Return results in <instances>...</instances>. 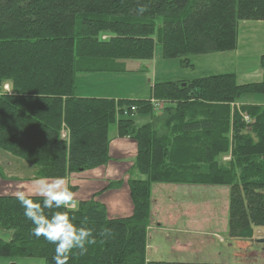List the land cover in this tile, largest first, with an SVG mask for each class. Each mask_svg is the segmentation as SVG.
I'll use <instances>...</instances> for the list:
<instances>
[{"label": "trees", "instance_id": "obj_1", "mask_svg": "<svg viewBox=\"0 0 264 264\" xmlns=\"http://www.w3.org/2000/svg\"><path fill=\"white\" fill-rule=\"evenodd\" d=\"M241 22H264V0H0V151L36 169L31 180L69 179L117 160L111 128L134 144L126 158L130 212L108 216L102 202L79 200L69 215L97 242L68 264H210L146 257L153 184L226 186L231 234L260 229L264 238V103L238 101L262 97L264 78L162 81L147 99L78 95L75 84L80 72L151 60L156 41L166 58L231 50ZM259 60L264 67V54ZM33 228L14 195L0 194V256L54 264L55 245ZM104 228L114 235L101 243Z\"/></svg>", "mask_w": 264, "mask_h": 264}, {"label": "rangeland", "instance_id": "obj_2", "mask_svg": "<svg viewBox=\"0 0 264 264\" xmlns=\"http://www.w3.org/2000/svg\"><path fill=\"white\" fill-rule=\"evenodd\" d=\"M251 23L255 22L238 24L236 46L222 52L166 58L162 56L160 44L156 41L154 56L149 61L127 59L124 70L77 73L76 93L147 99L151 96L154 83L190 80L219 73H233L239 84L261 81L264 67L258 64V28H249ZM252 95L240 96L239 103L258 102V98ZM126 158L124 155L121 161L126 162ZM121 167L127 168L119 164L120 170ZM35 170L25 161L0 151V171L4 177L0 179V194H13L20 185H30ZM86 171L67 179L69 186H74L71 191L77 193L78 201L92 198L102 202L108 216H123L130 212L126 204L123 205L120 192H117L119 196L116 193L117 189L128 190L126 180L130 173L125 171L113 179L102 177V168L94 174L93 171ZM117 180L121 181L119 188H105L108 182ZM228 194V187L226 192L224 187L215 185L153 184L146 257L149 260L182 263L264 264V243L255 241L262 237L260 230L257 229L253 235L248 232L247 237L231 234ZM119 201L120 205H117ZM5 234L7 232H3L7 237ZM0 264L44 263L39 258L0 256Z\"/></svg>", "mask_w": 264, "mask_h": 264}, {"label": "clouds", "instance_id": "obj_3", "mask_svg": "<svg viewBox=\"0 0 264 264\" xmlns=\"http://www.w3.org/2000/svg\"><path fill=\"white\" fill-rule=\"evenodd\" d=\"M146 11L144 6L136 9L137 14L141 15ZM13 195L23 207L24 216L34 225L30 234L37 239L43 237L45 241L55 245L54 264H68L74 251L83 256L87 252L86 246L97 242L92 229L86 226L77 227L73 223L74 217L69 215V211L78 209V200L77 193L70 190L66 178H34L30 185H20ZM36 198L42 204L34 202ZM58 209L68 211H57ZM87 222L85 218L81 223L86 225ZM98 235L103 238V243L114 233L111 229L104 228Z\"/></svg>", "mask_w": 264, "mask_h": 264}, {"label": "crops", "instance_id": "obj_4", "mask_svg": "<svg viewBox=\"0 0 264 264\" xmlns=\"http://www.w3.org/2000/svg\"><path fill=\"white\" fill-rule=\"evenodd\" d=\"M247 23H250V22H247ZM252 27L258 28V34L259 35H258V37H256V41H258V64H260L259 58L262 54H264V22L251 23V25H249V28H252ZM260 36H261V38H260ZM252 96H254L255 98H258V102H262L261 104L264 103V95H262V97L260 94H258V96L257 95H252ZM242 103H245V102H242ZM247 103H250V102H247ZM116 135H117L116 127L111 128V130H110V139H111L110 154L113 157H115L117 160L112 159L107 165L91 170V171H93V174L97 173L99 171V169L102 168V173H103L102 177L116 179V178L120 177L121 174L127 170L128 166H129V161L132 159L131 156L133 155L134 144H133L132 140L116 138ZM124 155H126L128 157L129 161H127V162L121 161L122 158L124 157ZM119 164L121 166L126 165L127 168L124 169L121 167L122 169L120 170L118 168ZM91 171H86V172H91ZM221 187H224L226 192H227L226 186H221ZM117 192H120V196L122 198V201L124 202L123 205L126 204L125 206H127L130 209L131 207H130V202H129L128 190L121 188L119 190L117 189L116 193ZM117 195L119 196V193H117ZM228 197H229V194L227 196V199H228ZM117 205H120V201L118 202ZM150 225H151V222H150ZM150 225H149V227H150ZM258 230H260V229H258ZM255 233H257V230Z\"/></svg>", "mask_w": 264, "mask_h": 264}, {"label": "water", "instance_id": "obj_5", "mask_svg": "<svg viewBox=\"0 0 264 264\" xmlns=\"http://www.w3.org/2000/svg\"><path fill=\"white\" fill-rule=\"evenodd\" d=\"M255 241H256L257 243H264V239H262V238H260V239H255Z\"/></svg>", "mask_w": 264, "mask_h": 264}]
</instances>
